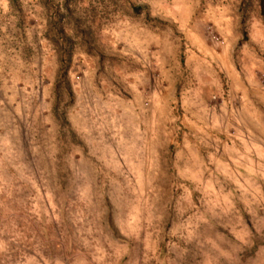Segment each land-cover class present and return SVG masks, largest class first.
Listing matches in <instances>:
<instances>
[{"label":"rangeland","instance_id":"obj_1","mask_svg":"<svg viewBox=\"0 0 264 264\" xmlns=\"http://www.w3.org/2000/svg\"><path fill=\"white\" fill-rule=\"evenodd\" d=\"M104 1L57 121L25 0L41 76L0 65V264H264V0Z\"/></svg>","mask_w":264,"mask_h":264},{"label":"trees","instance_id":"obj_2","mask_svg":"<svg viewBox=\"0 0 264 264\" xmlns=\"http://www.w3.org/2000/svg\"><path fill=\"white\" fill-rule=\"evenodd\" d=\"M34 2L40 17L45 20L43 26V39L49 41L53 55L56 56V67L54 70V79L51 84L50 93L53 99L51 110L57 121H65L63 114H59V110H66L71 103L70 97L73 95L70 84L69 75L73 68L75 57L78 51L75 44V39H80L87 47L83 53L99 55L102 59L101 48L99 42L96 43V34L99 33L98 27L88 21V11H95V7H101V10L106 8L104 0H28ZM5 6L6 17L11 19V26H7V31L0 32L2 37L0 45V65L9 57V61L17 62L15 68L22 70L28 69L27 73L33 75L39 73L36 71L34 63L36 62L37 54L32 48L27 38V25L30 20V11L24 7L25 0H2ZM114 4V2H112ZM128 8L136 11L143 10L141 7L133 6V3H128ZM95 44V45H94ZM7 64V62H5ZM23 66H22V65ZM39 65V64H38ZM4 69L0 70L2 73Z\"/></svg>","mask_w":264,"mask_h":264}]
</instances>
